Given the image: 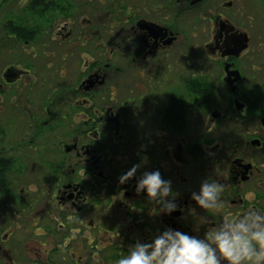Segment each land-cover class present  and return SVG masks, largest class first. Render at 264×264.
I'll return each instance as SVG.
<instances>
[{"label": "flooded vegetation", "instance_id": "1", "mask_svg": "<svg viewBox=\"0 0 264 264\" xmlns=\"http://www.w3.org/2000/svg\"><path fill=\"white\" fill-rule=\"evenodd\" d=\"M77 5L30 0L25 24L8 22L10 38L26 37L27 46L49 35L42 52L11 63L0 89L9 86L27 120L20 139L57 143L54 151L32 156L41 163L12 198L25 200L31 227L0 225V264H116L127 244L150 239L164 225L199 234L197 220L180 221L179 212L157 215L144 193L135 192L136 176L145 170L159 169L184 204L203 177L217 179L224 185L220 207L209 211L217 220L250 209L264 213V114L262 133L244 128L252 90H241L243 77L235 94L224 82L225 64L239 70L251 46L250 33L229 18L240 15L234 0H122L106 5L111 10L105 16L94 10L92 19L81 22ZM111 13L121 18L109 19ZM197 25L207 55L222 65L230 96L223 105L216 104L214 84L203 73L187 71ZM241 32L249 36L248 47L238 57L223 56ZM235 99L244 104L242 111ZM15 160L0 156L7 163L0 164L5 182ZM135 164L136 176L121 183ZM29 184L36 187L25 198Z\"/></svg>", "mask_w": 264, "mask_h": 264}, {"label": "rangeland", "instance_id": "2", "mask_svg": "<svg viewBox=\"0 0 264 264\" xmlns=\"http://www.w3.org/2000/svg\"><path fill=\"white\" fill-rule=\"evenodd\" d=\"M78 4L79 7L77 13L79 15L80 22L83 19H92V12L97 10L103 16H105V11L109 7H105L110 3H122V0H71V3ZM222 1V0H221ZM30 0H0V77L5 74L7 69L11 66V63H15L18 57L23 58L25 61L28 52L39 51L42 52V44L45 38L49 37L47 34H42L39 36L35 43L26 45L22 40L15 41L10 38L12 33L9 31V21H14L18 24H25L26 7ZM63 6L66 5L64 1H61ZM94 4L102 5V7H92ZM234 4L239 9L240 15L229 16V18L243 31H248L251 36L250 50L243 54V56L238 61V68L241 76L243 77V82L240 85L241 90L245 93L252 90V94L260 95V100L255 106H252L251 113H245L247 116V121L244 126L247 129L249 127L258 133H262V128L260 127V116L264 114V0H234ZM239 6V7H238ZM119 9V7H117ZM114 11V10H113ZM231 14V11H228ZM73 11L70 10L68 13L72 17ZM113 14V15H111ZM109 19L119 20L121 17L116 13H111ZM44 17L46 14L43 15ZM103 17L102 19H104ZM83 24V23H82ZM193 29L199 31L198 37L192 39L193 44V59L191 60V65H186L188 68V73L197 74V77H201L203 73L204 81L210 84H214V91L212 95L215 99L216 104H222L223 101L230 99L228 89L222 83V78L224 72L222 65L213 60L209 55L208 51L204 49V42L202 43L201 36H203V31L201 25L197 27L193 26ZM196 35L195 32H193ZM185 37V36H184ZM184 37L182 39H184ZM184 41L179 40V44H183ZM181 48V47H180ZM175 50L179 52V49ZM18 51V55L15 54ZM197 57V59L195 58ZM185 63V61L183 62ZM187 63V62H186ZM20 93V92H19ZM251 97L254 98V95ZM231 95V94H230ZM20 99L25 97L24 92L18 95ZM39 99V97H38ZM22 105V102L21 104ZM27 120L22 116L21 107L16 108L13 104L12 95L9 86H4L0 89V156L2 157H14L16 165H11L7 172L8 183H3V192L9 190L11 193L4 195L3 192L0 194V225L13 223V225L18 224L22 227L30 228V218L25 217V200L23 202L15 201L12 199L16 194L19 195L21 192V185L23 181L30 183V179L26 177L29 176L30 171L33 173L35 163L40 164L41 161L35 162L32 160V156L37 158L38 154H45L55 150L57 140L53 139H37L31 142L29 139H20L21 132L26 124ZM21 125H23L21 127ZM21 127V129H20ZM12 148L15 150L12 151ZM17 148V149H16ZM262 152V151H259ZM39 156V155H38ZM40 160V159H39ZM43 165V162H42ZM37 174H39L37 172ZM26 175V177H24ZM37 179V177H36ZM36 186L29 184L25 187L24 196L29 198V190H34ZM31 193V192H30ZM34 195L35 192H33ZM8 201V202H6ZM14 202V203H12ZM8 203V205H7ZM8 206V209H7ZM16 213V215H14ZM24 214V215H23ZM21 216V218H17ZM14 218V219H13ZM16 220V221H14ZM24 228V227H23ZM23 255L19 254L17 257L19 259H26L21 257Z\"/></svg>", "mask_w": 264, "mask_h": 264}, {"label": "clouds", "instance_id": "3", "mask_svg": "<svg viewBox=\"0 0 264 264\" xmlns=\"http://www.w3.org/2000/svg\"><path fill=\"white\" fill-rule=\"evenodd\" d=\"M138 168L139 164L133 165L120 182L136 176ZM223 188L217 179L205 176L184 204L181 193L159 169L141 172L135 179V192L144 193L157 215L179 212L180 221L197 220L199 234L192 228L164 225L150 239L135 238L127 244V254L116 264H264V213L250 209L231 220L209 215L210 210L220 207Z\"/></svg>", "mask_w": 264, "mask_h": 264}, {"label": "water", "instance_id": "4", "mask_svg": "<svg viewBox=\"0 0 264 264\" xmlns=\"http://www.w3.org/2000/svg\"><path fill=\"white\" fill-rule=\"evenodd\" d=\"M249 43V36L246 32H241L237 34L229 45H227V50L223 53V56H230V57H238L243 50L248 47ZM231 64H225L224 69L226 71V76L224 78V82L227 86H229L230 90L233 94L236 93V84L242 80V76L239 70L230 71ZM236 108L239 111L244 109V104L240 102L238 99H235ZM214 116H217L218 113L214 112ZM261 123L264 127V116L261 118ZM253 144L258 145L259 140L253 141Z\"/></svg>", "mask_w": 264, "mask_h": 264}, {"label": "trees", "instance_id": "5", "mask_svg": "<svg viewBox=\"0 0 264 264\" xmlns=\"http://www.w3.org/2000/svg\"><path fill=\"white\" fill-rule=\"evenodd\" d=\"M9 31L11 32L12 31V29L10 30V28H9ZM22 38H24V37H22ZM260 95H255L254 96V98H252V97H250L249 99L251 100L250 101V103L253 105V106H255L257 103H258V101L260 100ZM251 104H249V106L251 105ZM4 161V160H3ZM3 161H0V164H2V165H7V163H5V162H3ZM1 171L2 170H0V192L2 193L3 192V183H5V179H3V177H2V175H1ZM8 183V182H7ZM9 184V183H8ZM6 191V190H5Z\"/></svg>", "mask_w": 264, "mask_h": 264}]
</instances>
